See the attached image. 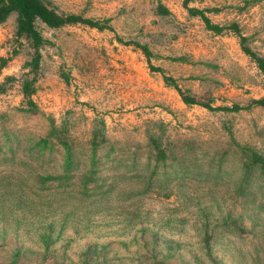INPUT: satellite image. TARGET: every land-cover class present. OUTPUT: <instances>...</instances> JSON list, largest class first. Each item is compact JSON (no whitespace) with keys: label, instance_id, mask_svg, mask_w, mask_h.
<instances>
[{"label":"rangeland","instance_id":"1","mask_svg":"<svg viewBox=\"0 0 264 264\" xmlns=\"http://www.w3.org/2000/svg\"><path fill=\"white\" fill-rule=\"evenodd\" d=\"M42 1L111 29L35 21L31 71L16 15L0 24V264H264V175L243 156L264 159V109L184 105L150 68L197 102L247 105L264 80L236 37L184 0ZM187 5L264 57V0ZM150 137L168 156L155 172Z\"/></svg>","mask_w":264,"mask_h":264},{"label":"trees","instance_id":"2","mask_svg":"<svg viewBox=\"0 0 264 264\" xmlns=\"http://www.w3.org/2000/svg\"><path fill=\"white\" fill-rule=\"evenodd\" d=\"M183 8L187 11L190 16L198 17L204 28L214 34H222L224 32L231 33L236 37L238 47L241 53L254 65L257 72L264 80V57L256 54L252 49L247 45V39L243 36L238 29L237 25L234 23L228 24L226 26H219L216 24H212L209 18L204 14L206 10H198L195 8H190L187 5V0L183 2ZM14 13L16 15L15 18V35L19 38H24L30 42L31 47L34 50V55L32 57L29 66L31 67V71H34L38 66L39 54L37 52L38 47L41 44V38L39 34L34 29L33 23L35 21H39L44 24L48 28H59L65 25H85L90 28H95L97 30L102 29H111L107 26V20L104 21L105 24H99L90 19L82 18L79 15L73 14H58L54 9L48 7L42 0H0V24L3 23L6 18ZM120 41V40H119ZM133 45L141 51L143 56L145 57L147 63L150 62V52L148 51L145 45H139L138 43H133ZM4 61L0 59V67H2ZM150 65V64H149ZM154 71L160 72L162 74V79L168 86L172 87L175 92L180 97L181 102L184 105H196L201 108H204L208 111H218V112H228V113H236L238 111L249 110L251 108H262L264 109V97L253 99L247 105L240 106L237 104H232L231 106H216L212 107L208 103H200L195 101L192 97L186 96L183 94L181 89L177 86L175 81L167 76H164L162 70L159 68H152ZM22 86V94L26 97L31 93V89L28 90L27 87ZM1 88V87H0ZM54 133V128L53 131ZM95 135V134H94ZM54 137V134H52ZM103 139L99 140L100 142ZM49 141L48 139L39 140L37 146H41L42 149H46ZM59 146L62 147L65 152V156L70 163V159L72 158V153L70 150L69 144L57 140ZM99 142L96 141L95 136H93L90 142V149L94 156H96V151L98 149ZM148 148L152 153L153 160V169L154 172L159 166H164L165 161L168 156L164 147L157 142V139L154 137H150L148 140ZM243 156L245 159L244 162V170H249L250 168H255L257 171L264 175V159L263 157L253 151L243 150ZM96 158V157H95ZM96 160V159H95ZM93 161V165H94Z\"/></svg>","mask_w":264,"mask_h":264}]
</instances>
